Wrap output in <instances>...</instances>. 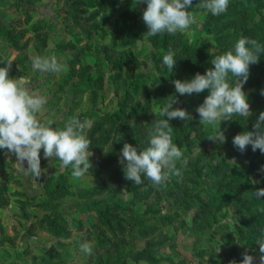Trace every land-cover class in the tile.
I'll list each match as a JSON object with an SVG mask.
<instances>
[{"label": "rangeland", "instance_id": "rangeland-1", "mask_svg": "<svg viewBox=\"0 0 264 264\" xmlns=\"http://www.w3.org/2000/svg\"><path fill=\"white\" fill-rule=\"evenodd\" d=\"M198 4L188 9L197 21L188 31L147 36L146 3L136 0H0V67L11 60L9 76L47 98L42 123L59 129L73 117L87 120L92 151V168L75 179L71 166L45 159L42 149L39 178L0 149V264H240L245 249L258 264L264 197L255 192L264 188V154L251 146L241 153L232 140L264 111V53L243 85L252 115L222 121L223 144L207 139L213 129L196 112L207 90L180 95L172 81L205 73L241 36L264 44V0H229L218 16ZM169 50L172 72L162 63ZM36 55H55L65 68L34 71ZM174 96L173 107L193 117L170 121L181 175L159 188L143 176L132 183L119 162L123 144L144 149ZM137 105L149 120L130 112ZM83 242L94 246L91 256L80 251Z\"/></svg>", "mask_w": 264, "mask_h": 264}, {"label": "clouds", "instance_id": "clouds-1", "mask_svg": "<svg viewBox=\"0 0 264 264\" xmlns=\"http://www.w3.org/2000/svg\"><path fill=\"white\" fill-rule=\"evenodd\" d=\"M144 3L146 8L143 10L142 20L148 28L145 33L147 36L184 33L197 23L196 17L188 10L192 7L193 0H136V4ZM228 6L229 0H199L198 4L199 8L213 16L225 13ZM262 53L264 44L241 36L234 42L232 49L212 57L210 63L213 67L205 73L197 72L186 81H172L175 91L180 95L200 94L207 90L208 94L197 106L196 112L200 124L213 129V134L207 136L208 140L223 144L226 136L221 128L222 121H230L234 116L248 119L252 115L243 85L249 79L250 65L259 63ZM31 61L33 70L41 73L56 74L65 68L55 55H36L31 57ZM5 62V66L0 67V149L16 157L25 175L36 178L42 176V149L45 159L59 160L62 168L71 166V176L75 179L83 178L92 168L89 159L92 155V151H89L91 141L85 135L88 121L73 117L59 129L52 127L50 123H42L38 114L43 111L47 98L30 93L28 81L24 78L10 77L12 61ZM162 63L172 72L176 64L175 54L169 50L163 56ZM261 94L264 95V90H261ZM176 103L174 96L159 109L160 118L153 120L144 149L138 151L130 143L123 144L119 162L123 165L125 178L132 183L142 184L143 176L159 188L166 186L171 176L181 175L177 163L182 160L183 152L173 143L170 121H188L193 117L186 109L173 107ZM122 138L116 137V142ZM232 143L241 153L251 146L253 152L259 150L264 154V111L254 121L253 129L236 134ZM259 171L264 173V165ZM255 196L257 199L264 197V188L257 189ZM259 211L264 213V208ZM255 244L259 246L258 264H264V235L256 239ZM93 247L90 242L79 245L80 251L87 256L92 255ZM242 255L240 264H256L255 257L247 249Z\"/></svg>", "mask_w": 264, "mask_h": 264}, {"label": "trees", "instance_id": "trees-1", "mask_svg": "<svg viewBox=\"0 0 264 264\" xmlns=\"http://www.w3.org/2000/svg\"><path fill=\"white\" fill-rule=\"evenodd\" d=\"M92 2H94V0H92ZM129 108V107H128ZM131 111H133V112H135V111H138L139 112V114H137V115H140V116H143L145 119H147V120H149L150 119V117H149V115H148V113L147 112H145V106H143V105H137V106H135V107H130V112ZM193 199V201L195 200H197V199H195V197L193 196L192 197Z\"/></svg>", "mask_w": 264, "mask_h": 264}]
</instances>
